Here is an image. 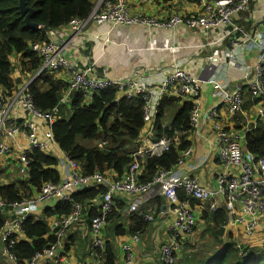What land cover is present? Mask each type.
<instances>
[{"label": "built area", "instance_id": "2783aa9c", "mask_svg": "<svg viewBox=\"0 0 264 264\" xmlns=\"http://www.w3.org/2000/svg\"><path fill=\"white\" fill-rule=\"evenodd\" d=\"M200 2L202 12L189 14L188 16L171 15L169 18L159 19L153 16H144L131 13L127 0H94L90 13L85 18H72L66 25L69 26L71 36H63L59 41L50 37L48 41L33 43L30 51L41 59V66L37 72L47 69L51 72L68 73L67 90L61 98V103L69 101L72 92L84 94L87 98L91 94L115 88L128 97L138 96L143 100L144 126L150 123L157 114L158 106L163 97L190 98L193 108L189 115L192 129L198 127L200 116L199 94L202 83H213L219 102L224 104L231 114L242 113V90L235 88L231 92L224 90V86L218 83L214 75L205 79L190 72L183 66L166 68L162 78L155 84L145 81L146 79L136 76L124 78H110L93 74L94 65L89 63L84 68H77V64L70 62V57L63 53L64 47L73 37L83 33L88 24L101 25L110 23L114 26H141L144 28H156L169 30L178 26L198 28L206 33L214 28H228V38H235L237 41L234 47L222 50L220 54L210 57L218 65L224 60L226 64L234 66L239 60L243 61V54L251 52L256 48L258 51L257 61L252 68H245L250 75L247 77L246 88L249 94L256 98L258 116L264 118V35H258V42L253 38L257 29L242 28L234 21V16L246 12L250 0H189ZM38 27V26H37ZM52 36V31L49 32ZM236 36V37H235ZM246 66V65H245ZM36 74V75H37ZM35 77V76H34ZM34 77L24 81L11 93H3L0 90V156H7L12 153L15 144L20 153V165L25 169L29 161L27 155L33 149L49 151L56 146L53 139L51 126L55 120V112H41L35 108L32 96L29 92V84ZM68 103V102H67ZM209 116H216V109L209 110ZM144 130V128L142 129ZM236 132V131H235ZM216 127L215 142L217 146V157L227 167H234L238 170L235 174H225L218 178L217 187L211 190L203 186L197 177H179L173 171H161L149 182H140L138 175L140 165L137 161L131 163L127 171L120 178H113L110 174L94 172L92 175L81 174L76 161L69 159L71 167V180L63 184L45 183L40 191L23 201L9 204L11 209L40 205L51 198H60L63 201H70V195L64 191H70L76 185L93 183L103 185L106 189L98 199V213L91 219L90 233L92 247L96 250H103L105 247L103 228L106 219L111 213L115 204L116 195H131L132 199L128 212L138 211L142 199L153 188L163 194L169 204V211L173 219L168 225L170 242L160 247L161 264H173L175 252L179 250L180 238L189 236L194 231L196 219L189 200L208 203L211 209L217 208L216 198L221 197L227 204L230 216L234 215L236 224L244 222L248 227L257 225L256 216L264 212V157L258 160L249 151L242 148V134ZM170 142L166 138L144 142L143 145L133 154L136 157L158 155L168 150ZM191 148L188 147L181 152L177 165L182 164L183 158L190 156ZM185 195V199L179 197V193ZM7 204L0 199V210L3 211ZM237 206H241L243 215L237 214ZM82 216V206L73 202L70 212L52 223L56 229V243L44 249L41 253L35 254L23 264H36L44 257L60 258L62 240L67 230L77 223ZM145 219L151 217L143 215ZM26 218L22 214L18 218L5 221L0 231V239L4 242V253L13 264H19L17 259L9 253L8 248L12 245L6 244L14 234H21V223ZM137 235L131 237L136 240ZM126 253V263L132 264L134 254L131 245L126 243L122 246ZM86 264H101L99 260Z\"/></svg>", "mask_w": 264, "mask_h": 264}, {"label": "trees", "instance_id": "16d2710c", "mask_svg": "<svg viewBox=\"0 0 264 264\" xmlns=\"http://www.w3.org/2000/svg\"><path fill=\"white\" fill-rule=\"evenodd\" d=\"M24 2L26 7L33 9L29 20L36 24V28L29 27L25 22L19 0H0V90L9 94L24 80L35 76L29 84L33 104L41 112H55L51 126L53 139L68 158L77 162L84 176L100 172L120 178L134 161L141 168L138 180L144 183L151 181L161 171L173 170L181 152L190 145L188 136L192 130L189 120L192 100L186 98L171 115L169 124H164L167 112L175 108L174 101L181 97H163L155 117L153 139L166 138L170 147L158 155L141 158L134 156L139 148L140 132L144 128L143 100L138 96L128 97L124 94L118 97L120 92L117 89L107 88L91 94L89 98L82 93L72 92L68 103H61L67 82L54 77L53 74L57 72L47 69L37 74L41 59L30 51L31 44L48 41L51 37L49 32L63 27L72 18L87 17L93 0ZM13 55L19 56L17 68L20 76L15 81L11 78L15 70L11 62ZM247 96L257 102L250 94ZM245 101L243 109L249 106ZM236 129H241V126ZM243 145L257 160L264 157V119L256 120L245 131ZM27 160L29 163L24 181H11L0 186V199L7 204L3 211L10 209L9 204L32 197L45 183L57 184L60 181L57 158L40 149H33L27 155ZM105 189L103 185L90 184L87 188L73 191L69 196L71 202H61L55 207L54 213L58 218L65 216L70 212L72 203L77 202L82 206V214L86 212V219L90 223L98 213V206H94L93 202L98 201ZM179 197L185 199L181 193ZM193 202L196 203L189 200L190 205ZM157 205L160 211V199ZM125 211L123 200H116L106 219V229L116 236L145 231L148 221L140 211L130 212L124 226L121 222ZM51 214V210H47L45 216ZM201 218L205 227L198 239L191 241L196 232L195 226L192 236H185L184 240L179 241V251L175 252L173 264H264V246L237 247L236 242L229 239L224 230L226 212L223 208H206ZM5 220L6 215L0 210V231ZM55 231L47 218L38 220L28 215L21 223L22 238L14 234L6 242L10 244L12 241L8 251L19 264H23L56 243ZM97 252L102 264H116L117 255L110 242L107 241L104 249Z\"/></svg>", "mask_w": 264, "mask_h": 264}, {"label": "crops", "instance_id": "0c3cea01", "mask_svg": "<svg viewBox=\"0 0 264 264\" xmlns=\"http://www.w3.org/2000/svg\"><path fill=\"white\" fill-rule=\"evenodd\" d=\"M127 3L131 13L153 16L159 19L169 18L171 15L184 17L192 13L199 14L202 12L200 2L189 0H127ZM234 21L244 29H257L258 31L253 38L258 42V35H264V0H250L248 10L234 16ZM67 35L71 36V32L69 26L64 25L54 32L52 31L51 37L59 41L60 38ZM227 35L228 28H214L204 33L201 29L188 28L183 25L163 30L148 29L136 25L88 24L83 33L69 40V43L63 49V53L70 57L72 65L77 64V68H84L89 63H92L94 65L93 74L110 78L136 76L155 84L162 78L166 68L179 65L187 68L202 79L214 75L218 83L222 84L227 92L240 88L242 90L243 103L246 99L245 102L249 106L244 109L242 107V113L231 114L226 106L219 102V98L216 95L217 90L213 83H202L199 94L200 116L198 127L192 129L188 136L190 141L188 147L191 148L190 156L183 158L182 164L176 165L171 170L176 172L179 177H197L203 186L215 190L220 176L238 172L234 167L225 166L217 157L216 127L242 134L241 145L244 149L243 139L245 131L251 128L256 120L264 119L258 116V101L256 102L255 99L247 96L249 92L245 90L247 77L250 75L245 68L251 69L257 61L258 51H256V48L243 54L244 63L239 60L234 66L226 64L224 60L220 61L218 65H214L215 60H210L211 56L220 54L222 50H227L228 47L235 46L237 42L235 38L226 39L229 37ZM18 58L19 56L17 55H13L11 58L15 68L11 75L13 81L20 76L17 68ZM53 75L67 82V72H57ZM121 94L120 92L117 96L120 97L122 96ZM184 100H186V97L174 101L175 108L167 112L164 124H169L171 115L182 105ZM212 108L216 109L214 118L208 114ZM154 124L155 118L146 124L144 130L140 132L138 139L139 148L144 142L155 141L153 139ZM240 126L241 129H236ZM47 155L58 160L59 183L69 182L71 180L70 158L58 148L57 144L47 151ZM20 163V153L17 144H15L12 153L7 156H0V165L8 171V174H6L8 181L0 182V186L6 185L11 181L25 180L27 171ZM17 168L24 170V177L16 178L15 172L17 170L15 169ZM9 175L10 177L8 178ZM90 184L94 185L93 183H88L85 187L87 188ZM73 191H77V189L72 188L71 193ZM180 193L185 196L182 192ZM115 197L117 200L122 199L124 205H126V211L121 222L126 226V217L129 216L128 208L132 196L118 194ZM139 197L142 201L138 207V212L140 211L143 215L151 217L150 220L145 219L148 221L145 231L137 234L116 236L111 232H109L110 235L106 234L108 231L106 229L107 224L103 228L104 243L108 241L113 247L114 243H117V248H114L117 255L116 264H127L126 253L122 249V246L126 243L131 245L134 254L132 264H161L160 247L170 242L168 225L173 219V215L169 211L171 205L167 199L158 192L157 188H153L145 196ZM158 199H160V211L157 207ZM214 201L217 203V208L225 210L226 224L224 230L229 239L236 242L237 247L241 245L243 247L264 246V212L256 216L257 225L255 227H248L246 220L239 224L235 223L234 215L230 216L228 206L221 197L216 198ZM61 202L65 201L60 198H51L40 205H31L25 209L10 208L2 212L6 215L5 221L14 220L25 214L26 217L33 215L38 220L47 218V221L52 226V223L59 219V216L54 212L55 207ZM93 205L98 206V201L95 200ZM191 206L196 219V232L194 235L192 234L193 237L191 239V241H194L198 239L205 227V223L201 218L203 210L206 208L215 210L217 208L211 209L209 204L204 202H193ZM236 209L237 214L242 216L241 206H237ZM47 210L52 212L48 217L45 216ZM133 235H137L138 238L132 240L131 237ZM18 236L22 238V234ZM91 237L90 223L86 219L85 212L80 220L67 230L59 250L60 258L44 257L37 261L36 264H86L95 260H99L102 264L97 250L92 247ZM180 240H184V237L180 238ZM4 245V242L0 239V264H13L4 253Z\"/></svg>", "mask_w": 264, "mask_h": 264}, {"label": "water", "instance_id": "95a60500", "mask_svg": "<svg viewBox=\"0 0 264 264\" xmlns=\"http://www.w3.org/2000/svg\"><path fill=\"white\" fill-rule=\"evenodd\" d=\"M19 7H20V11H21L23 14H25V22L27 23V25H28L29 27L36 28V24L30 22V20H29L30 16H31L32 13H33V9L30 8V7H26V6H25V2H24V0H19ZM85 186H86V185H84V184L76 185V186H75V189H77V190H82V189H84ZM64 194L70 195L71 192H70V191H64Z\"/></svg>", "mask_w": 264, "mask_h": 264}, {"label": "rangeland", "instance_id": "374dc122", "mask_svg": "<svg viewBox=\"0 0 264 264\" xmlns=\"http://www.w3.org/2000/svg\"><path fill=\"white\" fill-rule=\"evenodd\" d=\"M15 170H17L16 172H15V176H16V178H22V177H24V170L22 169V168H17V169H15ZM4 171H6V169L5 168H2V166L0 165V182H4V181H8V179H7V177H6V174H8V171H6V172H4ZM10 177V175L8 176V178ZM106 234L107 235H110L109 234V231H107L106 232ZM191 235V234H190ZM189 235V236H190ZM104 242H105V240H104ZM114 248L116 249L117 248V243H114ZM119 251V250H118Z\"/></svg>", "mask_w": 264, "mask_h": 264}]
</instances>
